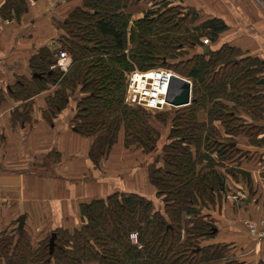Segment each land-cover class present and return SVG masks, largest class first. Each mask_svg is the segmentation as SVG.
Returning <instances> with one entry per match:
<instances>
[{
  "label": "trees",
  "instance_id": "16d2710c",
  "mask_svg": "<svg viewBox=\"0 0 264 264\" xmlns=\"http://www.w3.org/2000/svg\"><path fill=\"white\" fill-rule=\"evenodd\" d=\"M132 2L82 0V6L60 25L63 33L57 40L58 51L71 57L68 71L51 70L52 61L34 55L29 61L30 80L19 79L8 93L24 102L56 86L46 99L47 112L56 116L73 102L70 126L92 138L88 156L98 167L120 132L126 147L136 146L144 153L155 148L160 136L149 112L124 103L125 72L134 66L162 67L188 78L191 102L169 118L159 115L161 123L170 124L168 143L147 170L162 201L161 210L153 211L150 201L131 193L90 200L80 204L83 224L71 233L57 229L32 243L17 227L0 232V264H244L229 255L227 245L209 243L215 227L203 211L208 204L220 203L224 193L225 173L216 167L242 152L233 136L244 127L255 130L256 136L264 130V124L258 123L264 114V62L253 56L238 57L233 48L223 45L207 53L191 50L188 58L171 64L167 60L174 51H183L184 45L204 46L190 32L192 16L178 6L161 5L130 23L127 8ZM27 7V0H6L0 13L18 18ZM192 29L213 42L226 26L212 19ZM27 105L23 103V113H12V122L26 119ZM200 110L207 112L206 121H198ZM238 111L244 112L247 123L236 115ZM260 140H251L252 146ZM51 233L56 234L52 250ZM131 233L137 234L136 243L130 240Z\"/></svg>",
  "mask_w": 264,
  "mask_h": 264
},
{
  "label": "crops",
  "instance_id": "0c3cea01",
  "mask_svg": "<svg viewBox=\"0 0 264 264\" xmlns=\"http://www.w3.org/2000/svg\"><path fill=\"white\" fill-rule=\"evenodd\" d=\"M5 1L0 0V9ZM132 1L127 8L130 23L161 5L178 6L192 16L190 32L197 34L201 43L207 35L192 28L212 19L226 26L216 40L196 47V52L204 47L216 51L227 45L238 57L253 56L264 62L263 0ZM27 6L18 18H4L0 13V232L17 227L22 215V230L32 243L57 229L71 233L83 224L80 204L114 193L137 194L161 210V201L148 179L152 153L126 147L120 132L96 167L88 156L92 138L75 133L70 126L73 102L56 116L47 112L46 99L56 86H48L24 102L10 97L8 91L16 81L30 80L32 56L52 61L50 69L55 64V47L63 33L60 25L82 6V0H27ZM46 52L52 58H47ZM23 103H28L26 119L12 122L14 111L23 113ZM206 118V111L197 113L198 121ZM238 147L240 155L247 152L248 158L239 157L231 165L220 162L216 167L225 173V189L220 203L204 209L215 227L209 243L227 245L229 255L244 264H264V241L254 240L244 226L249 220L264 221V153L252 146ZM233 166L244 174H227ZM235 194L237 199L230 198Z\"/></svg>",
  "mask_w": 264,
  "mask_h": 264
},
{
  "label": "built area",
  "instance_id": "2783aa9c",
  "mask_svg": "<svg viewBox=\"0 0 264 264\" xmlns=\"http://www.w3.org/2000/svg\"><path fill=\"white\" fill-rule=\"evenodd\" d=\"M202 43L208 45L209 40L205 38ZM71 64L72 60L68 53L59 51L57 60L51 69H57L65 74ZM175 76L180 77L172 70L162 67L147 70L134 69L127 77L124 103L128 106L142 108L149 113L163 110L166 106H170L167 103L168 94L179 95L181 92L180 87L172 83ZM237 197L238 195L235 194L231 198ZM239 197H241L240 194ZM244 226L250 237L257 241H264L263 220L259 222L249 220L244 222ZM129 237L133 243H136V233H131Z\"/></svg>",
  "mask_w": 264,
  "mask_h": 264
},
{
  "label": "rangeland",
  "instance_id": "374dc122",
  "mask_svg": "<svg viewBox=\"0 0 264 264\" xmlns=\"http://www.w3.org/2000/svg\"><path fill=\"white\" fill-rule=\"evenodd\" d=\"M59 44L55 47V52L58 54V49H59ZM213 49V48H212ZM185 50V51H184ZM184 50L183 51H174V53H173V57H171V59H168L167 60V62H170L171 64H175V63H178L179 61H181V60H185L186 58H188L190 55H191V52L193 53V52H195L196 51V49H190L187 45H184ZM192 50V51H191ZM58 51V52H57ZM191 51V52H190ZM66 52V51H65ZM190 52V53H189ZM47 58H52V54H50V53H48V52H46L45 54H44ZM69 55V54H68ZM134 69H137V70H140V69H138L137 67H133V69L132 70H130V71H127V72H125L124 73V84H125V86H126V81H127V77H128V74L131 72V71H133ZM172 69V68H171ZM54 71H56L57 72V70H55L54 69ZM173 72H175V71H173ZM178 76H180L177 72H175ZM181 77V76H180ZM182 78H184V79H187V80H189L188 78H185V77H182ZM190 81V80H189ZM191 82V81H190ZM230 105H229V108L230 109H232V106H231V103H229ZM176 110H178L177 108H174V107H171V106H166L163 110H161V111H156V112H151L150 113V123H151V125L152 126H154L156 129H157V131L159 132V138H158V140H157V142L155 143V148L151 151V152H149V153H152L153 155L151 156V158H152V162L153 161H155V159L157 158V157H161V155H162V149H163V146L165 145V144H167L168 143V141H167V136H168V134H169V130H170V124H169V122H168V124H164V123H161L160 121H159V119H160V116L162 115H164V114H168V118L170 117V116H172L175 112H176ZM205 111V110H204ZM200 112V111H199ZM202 112V111H201ZM160 115V116H159ZM236 115H238V116H240V117H243L241 120L242 121H244V123H247L248 122V119L246 118V117H244V112L243 111H238V113L236 114ZM206 120V119H205ZM204 120V121H205ZM169 121V120H168ZM258 123H262V125L264 124V114H263V120L261 121V122H258ZM240 135V136H239ZM257 135V132L255 131V130H253V129H250V127H244V129H243V132H241V134H236V135H234L233 136V138L231 139L233 142H234V144L236 145L237 144V146L239 145V144H242V145H244V147H250V146H252V143L251 142H253V143H258V141L256 142V138H261V140H260V144H257V146H252L253 148H255V149H258L261 153L263 152L264 153V130H262L261 131V134L259 135V136H256ZM250 136H252V137H250ZM235 137V138H234ZM235 139V140H234ZM251 140H253V141H251ZM246 155H247V158H248V153L246 152ZM246 155H240V152H237L236 153V155H234V156H232V158H230L228 161H226L225 163H228L229 165H231V164H234L235 162H230V161H232V160H234V159H236V161H238L239 160V156H240V158H244V156H246ZM264 155V154H263ZM230 162V163H229ZM234 166H236V165H234ZM229 167V170H231L232 172L233 171H235V172H237V169L235 168V167ZM231 198V197H230ZM237 199V198H236ZM160 201H161V199H159ZM162 202V201H161ZM219 202H221V200L219 201ZM153 211H160V209L158 210V209H156L155 208V206L153 207ZM204 212V211H203ZM20 217H23L22 215L21 216H19V218ZM18 220V219H17ZM16 224H17V222H16ZM16 226V225H15ZM16 228V227H15ZM12 228H10V229H8L7 231H9V232H12ZM182 234H183V232H182ZM38 242L40 241V240H43V239H39L38 237H37V239H36Z\"/></svg>",
  "mask_w": 264,
  "mask_h": 264
},
{
  "label": "water",
  "instance_id": "95a60500",
  "mask_svg": "<svg viewBox=\"0 0 264 264\" xmlns=\"http://www.w3.org/2000/svg\"><path fill=\"white\" fill-rule=\"evenodd\" d=\"M208 52V48L204 47L203 48V53H207ZM36 76V75H34ZM173 84H177L180 89L181 92L179 95H172V94H168L167 96V103L174 108H181V107H185L188 106L191 102V91H192V85L189 81L180 78V77H173ZM24 224V218L20 217L17 220V229L18 232H20L22 230ZM83 236H85V234H83ZM56 234L55 233H51L50 234V239H49V246H50V250H52L53 246H54V240H55Z\"/></svg>",
  "mask_w": 264,
  "mask_h": 264
}]
</instances>
